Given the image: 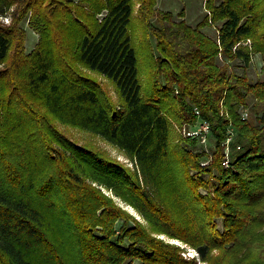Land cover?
Returning a JSON list of instances; mask_svg holds the SVG:
<instances>
[{
  "label": "trees",
  "instance_id": "obj_1",
  "mask_svg": "<svg viewBox=\"0 0 264 264\" xmlns=\"http://www.w3.org/2000/svg\"><path fill=\"white\" fill-rule=\"evenodd\" d=\"M136 1L146 88L135 0H0L12 17L0 22V264H264V117L240 112L249 95L264 101V79L235 69L261 54L264 70V0H205L196 26ZM200 121L210 150L182 132ZM60 124L100 136L130 167Z\"/></svg>",
  "mask_w": 264,
  "mask_h": 264
},
{
  "label": "rangeland",
  "instance_id": "obj_2",
  "mask_svg": "<svg viewBox=\"0 0 264 264\" xmlns=\"http://www.w3.org/2000/svg\"><path fill=\"white\" fill-rule=\"evenodd\" d=\"M157 8L161 11H170L174 14L176 19H180L179 13L183 11L184 18L186 21L191 24L192 26H196L199 22L203 21V19L206 17L208 11L205 7V0H157L156 4ZM138 4L135 0V7H134V18L132 23V34L134 43L136 44L137 53L139 56V71H140V77L141 82L143 84V87L146 88L150 85V68H151V59H150V48L151 46L145 43L144 37L141 33V24L140 20L138 19ZM29 16V15H28ZM24 18V20L20 23L21 26L25 30V43L24 47L26 52H31L38 39L39 34L36 30H34L30 24H29V17ZM12 21L11 14L8 13V15H0V22L5 24H10ZM203 31L207 33L208 35H211L213 37L216 36L217 31L214 24H209L203 28ZM151 42L154 45V39L151 38ZM152 52V51H151ZM153 53V52H152ZM158 54V50L154 49V54ZM262 56L261 54H254L252 56L251 64L248 67H243L242 65L235 66V69L237 72L242 73L245 72L250 81L254 82L256 80L264 79V70H262ZM94 77L97 78L102 83V86L105 88L108 95L113 100H118V94L117 90L114 86V84L108 80L106 77L102 75H98L96 73H92ZM247 112L248 116L247 119L251 120L253 123L257 124L259 117H264V101H257L252 96H248V104H247ZM244 108L240 109V112L242 114ZM61 129L73 140L78 141L79 143H92L94 146L100 148L103 150L106 154L111 156L114 159H117L121 163L125 164L126 166L130 167L129 160L126 158V156L116 147L111 145L110 143L106 142L104 139H102L98 135H94L90 133L89 131H85L83 129H79L77 127H73L66 124H60ZM184 128H189L188 126H184L182 128V132ZM228 142L225 143V151L226 153L230 150V147L228 146ZM199 147L206 148L207 150H210L212 147H214V142L211 140V138L207 139L206 141H200ZM203 165V164H202ZM103 192L110 195L115 204L117 206H120L122 209L130 213L132 216H134L136 219L144 223V220L138 215V213L135 211V209L129 205L126 204L119 196H115L113 194H110V191L106 190L105 188L102 189ZM161 238L170 241L172 243H175L176 245H180L185 248L183 254L185 256L189 257H197V253L193 248H190L186 246L184 243H182L178 239L168 238L165 235H157ZM134 264H139L138 261H135Z\"/></svg>",
  "mask_w": 264,
  "mask_h": 264
},
{
  "label": "built area",
  "instance_id": "obj_3",
  "mask_svg": "<svg viewBox=\"0 0 264 264\" xmlns=\"http://www.w3.org/2000/svg\"><path fill=\"white\" fill-rule=\"evenodd\" d=\"M243 108H244V110H243V112H242L241 115H242L243 118H247V116H248L247 107H243ZM195 112L197 114H199V111L196 108H195ZM209 129H210V125H209L208 122H206V121H200V122H198L193 127H189L187 129L184 128L183 129V133L186 134V135H188V136H191V137H198L199 136L200 137V141L205 142L206 141V138H207V135L209 133ZM227 163H228V160H226L224 162L225 165H227Z\"/></svg>",
  "mask_w": 264,
  "mask_h": 264
}]
</instances>
